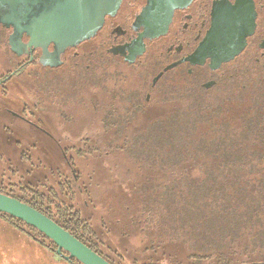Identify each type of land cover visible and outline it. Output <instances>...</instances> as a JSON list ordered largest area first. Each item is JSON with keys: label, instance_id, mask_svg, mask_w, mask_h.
I'll return each instance as SVG.
<instances>
[{"label": "rangeland", "instance_id": "374dc122", "mask_svg": "<svg viewBox=\"0 0 264 264\" xmlns=\"http://www.w3.org/2000/svg\"><path fill=\"white\" fill-rule=\"evenodd\" d=\"M95 72L91 78L84 71H79L61 75L59 80H53L51 75L28 76L26 83L18 81L11 84L12 95H20L21 92L22 96L34 97L38 93L36 89L44 92V97H41L43 112L38 115L50 133L59 139V132L54 131L56 110L51 104L58 91L63 99L73 102L69 113L71 118L66 122L71 129L70 134L74 140H78L77 136L86 139L84 143H81L82 140L76 142L83 155H67L66 159L74 165L72 170L65 165L61 154L52 149V141L37 132L34 125L38 124V120L35 115L29 118L33 124L0 117V184L7 186L9 182H18L22 185L20 177L23 172L31 170L37 183L56 189L59 182L73 183L75 175L82 197L74 189L72 205L80 212L81 218L91 225L93 237L102 246L104 254L112 257L108 250L117 252L123 264H133L134 261L137 264H192L186 263L187 251L183 244L172 241L168 236L169 232L171 236L173 234L170 214L166 221L162 213L156 215L152 212H160L156 205L160 201V194L173 180H179L181 175H177L188 170L189 164L156 163L151 167L148 162L136 163L124 151L130 140L143 133L153 121L190 104L180 92L185 79L180 80L178 75H174L151 89L152 77L144 80L141 68H127L114 60L107 61L104 67H96ZM257 79H261L258 72L244 79L241 77L235 83L226 80L224 84L219 83L216 88L204 93L202 101L211 107H230V113L222 117L237 118L238 110L248 105V94L259 81ZM22 86L26 93L21 90ZM134 94H137L135 97L140 102V111L131 117L127 112L130 97ZM13 110L18 111L16 108ZM31 110L32 105H29L26 113L29 114ZM109 115L114 118L119 116L124 124L122 131H115L117 128L105 129L104 123ZM63 144L69 146L67 141ZM200 161L206 162L204 159ZM192 166L199 168L198 165ZM15 168L18 175L8 179L9 171ZM169 172H174L176 178L170 176ZM38 190L45 192L42 188ZM157 221L162 225L158 226ZM247 237L216 246L210 253L218 260H221L219 257L225 259V263L220 261L219 264H263L264 250L245 247L248 246ZM199 264L216 262L204 260Z\"/></svg>", "mask_w": 264, "mask_h": 264}, {"label": "trees", "instance_id": "16d2710c", "mask_svg": "<svg viewBox=\"0 0 264 264\" xmlns=\"http://www.w3.org/2000/svg\"><path fill=\"white\" fill-rule=\"evenodd\" d=\"M256 72L261 79L250 89L248 105L238 110L237 118L233 119L222 117L230 113V107L205 105L202 99L206 91L180 77L185 79L180 92L190 104L153 121L124 148L128 158L136 163L148 162L151 167L156 163L189 164L188 170L177 175H181L179 180H173L160 194L156 203L160 212L152 210L156 215L162 213L166 221L170 214L173 234L169 232L168 236L186 248V263L199 264L204 260L225 263L223 257L218 260L211 254L212 249L245 236H248L245 247L264 250V62L250 58L235 62L227 81L235 83ZM136 95L130 97L127 113L131 117L140 111ZM123 125L119 116L112 115L104 123L105 129L117 128L115 131ZM189 162L199 168L194 169ZM169 174L176 178L174 172ZM73 179V183L59 182L56 189L42 185L45 190L42 193L32 188L36 199L31 203L20 201L52 220L109 264H123L117 252L108 250L112 257L103 253L91 225L72 205L74 189L79 193L76 178ZM0 217L55 253L54 243L36 229L5 214ZM69 262L80 264L74 259Z\"/></svg>", "mask_w": 264, "mask_h": 264}, {"label": "flooded vegetation", "instance_id": "af4514ba", "mask_svg": "<svg viewBox=\"0 0 264 264\" xmlns=\"http://www.w3.org/2000/svg\"><path fill=\"white\" fill-rule=\"evenodd\" d=\"M151 3L152 0H0V117L33 124L29 118L35 115L37 132L52 141V149L73 170L67 155H83L76 142L84 143L86 139L77 136L78 140H74L66 123L71 118L73 102L63 99L58 91L54 94L51 104L56 110L54 131L59 132L58 139L38 115L43 112L44 92L36 89L39 95L34 97L22 96L20 91V95H12V83H26L28 76L37 75H51L53 80H59L61 75L79 71L91 78L96 74V67H104L107 61L114 60L127 68H141L144 80L152 77L151 89L166 78L178 75L209 92L219 83L224 84L235 62L248 58L264 61V0H184L173 10L165 31L157 37H153V31H146L144 25ZM252 7L254 33L246 39V47L238 57L216 70L210 69L209 59L202 65L187 61L197 52L220 8L236 10L238 17L243 18ZM74 15L80 27L92 28L84 38L67 45L68 37L47 36L50 26H63ZM21 90L26 93L23 86ZM88 94L91 95L90 90ZM29 105L33 111L27 114ZM62 141H67L69 146H63ZM9 172L8 179L18 175L16 168ZM19 182L22 185L1 183V193L31 203L37 197L31 189L37 191L42 184L33 178L31 170L23 172Z\"/></svg>", "mask_w": 264, "mask_h": 264}, {"label": "water", "instance_id": "95a60500", "mask_svg": "<svg viewBox=\"0 0 264 264\" xmlns=\"http://www.w3.org/2000/svg\"><path fill=\"white\" fill-rule=\"evenodd\" d=\"M183 1L152 0L150 13L144 23L146 31H153V37L163 33L173 10L179 8ZM237 13L236 10L226 11L220 8L215 23L213 22L197 52L187 61L192 65H202L209 59L210 69L216 70L221 64L229 63L238 57L246 47V39L254 33L255 13L253 7L245 12L243 18L238 17ZM77 20L74 15L63 26H50L46 32L47 36L68 37L70 42L67 45H74L92 31V28L80 27ZM0 214L19 220L43 234L56 246L55 254L65 261L74 259L80 264H109L52 220L16 199L0 194Z\"/></svg>", "mask_w": 264, "mask_h": 264}, {"label": "crops", "instance_id": "0c3cea01", "mask_svg": "<svg viewBox=\"0 0 264 264\" xmlns=\"http://www.w3.org/2000/svg\"><path fill=\"white\" fill-rule=\"evenodd\" d=\"M0 264H72L0 217Z\"/></svg>", "mask_w": 264, "mask_h": 264}]
</instances>
